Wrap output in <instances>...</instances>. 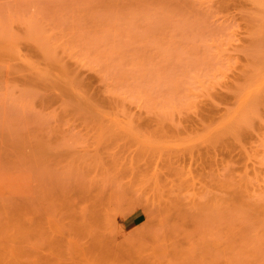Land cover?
I'll return each instance as SVG.
<instances>
[{
  "label": "rangeland",
  "instance_id": "1",
  "mask_svg": "<svg viewBox=\"0 0 264 264\" xmlns=\"http://www.w3.org/2000/svg\"><path fill=\"white\" fill-rule=\"evenodd\" d=\"M0 264H264V0H0Z\"/></svg>",
  "mask_w": 264,
  "mask_h": 264
},
{
  "label": "crops",
  "instance_id": "2",
  "mask_svg": "<svg viewBox=\"0 0 264 264\" xmlns=\"http://www.w3.org/2000/svg\"><path fill=\"white\" fill-rule=\"evenodd\" d=\"M8 73V67H5L4 65L0 64V81L6 76Z\"/></svg>",
  "mask_w": 264,
  "mask_h": 264
}]
</instances>
